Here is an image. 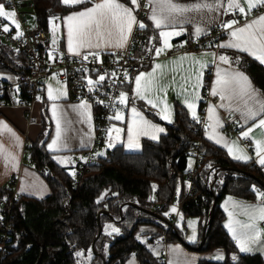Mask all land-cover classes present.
<instances>
[{"label":"trees","instance_id":"1","mask_svg":"<svg viewBox=\"0 0 264 264\" xmlns=\"http://www.w3.org/2000/svg\"><path fill=\"white\" fill-rule=\"evenodd\" d=\"M30 1L36 25L45 31L48 18H61L69 11L91 4L93 0L73 6H66L61 0ZM119 1L124 4L130 2ZM1 3L3 0H0ZM143 30L154 37L157 45L154 30L147 26ZM4 46L0 42V72L26 73L28 65L25 56ZM231 54L232 64L244 71L264 95L262 65L244 53ZM126 88L128 84L123 89ZM148 116L156 120L154 116ZM259 117L264 118V111ZM191 120L180 105L174 104L173 120L164 124L165 132L157 140L142 139L140 151L135 153L124 152L121 145L114 146L97 158L96 165L84 168L72 188L74 177L44 148L51 121L42 105L39 132L35 140L25 143L23 156L35 170L44 169L43 177L50 193L42 199L20 195L16 200L12 209L10 239L0 264H36L38 260L39 264H122L131 255L140 264H158L151 248L159 233H149L151 235L143 242L137 237L138 227L151 225L155 228L161 226V219H164L170 223L164 233V242L169 238L182 239L171 220L166 218L174 198L182 201V214L201 218V229L208 219L213 199H216L204 242L197 251L208 253L221 250L224 258L222 261H211L201 257L196 264H261L260 255L238 252L234 241L222 228L219 202L225 196L253 198V187L264 191L260 184L264 182V177L249 163L231 160L224 149L190 130ZM196 140H199L201 152L200 166L193 176L195 191L187 196L184 170L192 143ZM217 168L221 169L214 176ZM226 168L241 169L250 175ZM10 194L9 188H0V200L9 198ZM107 225L119 231L112 232ZM171 229H174V234L169 237ZM99 230L100 234L91 248ZM77 252L82 255L77 256ZM233 256L237 259L233 260Z\"/></svg>","mask_w":264,"mask_h":264},{"label":"crops","instance_id":"2","mask_svg":"<svg viewBox=\"0 0 264 264\" xmlns=\"http://www.w3.org/2000/svg\"><path fill=\"white\" fill-rule=\"evenodd\" d=\"M98 2H100V0H93L91 4H88L84 7H81V8L72 10V11H69L60 18V31H59L60 33L55 43L57 44V47H56L57 49L59 47L61 49L59 50L62 51L63 53L74 55L68 52L67 27L65 26L63 18L69 16L70 14L74 12H79L88 7H92L93 4L98 3ZM118 2L122 3L119 0ZM176 2L187 6V5L196 3L197 0H176ZM201 2H205V0H201ZM207 2H212V0H207ZM219 2L221 5L220 7L214 8L213 10L204 8L199 11L187 12L183 16L177 17V23L175 24L174 27L167 26V27H164L163 29H156L155 26L153 25V22L149 19L151 12H150V7L148 6L145 10L144 17L141 22H143L150 29L154 30V34L157 39V47H163V39L159 36V32L161 30L180 32V35L171 36L169 38V42L171 44L173 41H184L188 39L189 37L198 36L195 31L197 27L201 28L202 29L201 33H203L207 31L209 28H211L213 25L219 23L221 21L223 12L227 8V0H219ZM124 5L131 7L133 9L135 8V5H132L130 2L129 4H124ZM242 6L245 7V9H247L246 4L242 3ZM232 10H236V9H232ZM133 15H135V10L133 11ZM260 15L262 14H255L253 13V11L251 15H242L243 19L237 25H234V27H240L245 22H250L251 20L259 17ZM135 26L136 25H134L133 28ZM11 28L15 31L14 27H11ZM116 39H118V36L114 35L111 46H101L100 48H84V49H80V52L81 53H84V52L110 53V52L121 51L123 48H125L127 43L123 48H118L115 46ZM230 39H223L220 41V44L227 43ZM47 48L49 47L47 46V42H46L45 49ZM163 52L160 55H157L156 52H154L155 58L150 63L149 67L142 71L135 73L133 77L131 78L130 82L128 83V88L123 89L121 91L127 94L128 104L127 106H125V105L119 104L118 102L117 107L115 108L111 117H113L117 111H120L123 115V119L122 120L111 119L109 128H108V129H110L111 127L119 128L121 129V132L118 135L115 131L112 132L113 135H112L111 143L113 144V146L109 147L108 144L110 141L107 142L106 149H105V152L103 153V156L107 153V151H109L111 148H113L116 145H121L122 150L127 153H135V152L140 151V146L139 148H128L127 147L128 121L132 118V108H135L140 113V115L145 120L149 121L151 124L164 129L163 132L156 133L157 137H159V135L165 132L164 124L171 123L173 120L174 104L180 105L186 111L189 118L193 119L191 112L189 111V109L187 108L185 104V97L191 96V94L193 93V89L191 87L192 84H198V95L200 99L193 101L195 104L196 115L198 116L200 102L202 101L201 90H202L205 74L208 68H210V80H209V85H208L210 94L212 93V90L215 86L217 70H220L221 72L225 70H228V71L235 70V71L242 72L244 75L248 77V75L244 71H242L241 69L236 67L234 64H232L233 57H232L231 52L244 53L250 56L251 58H253L254 60H256L264 68V63H261L258 59L255 58V56L249 55V53L246 51L242 52L236 48H230V47H227V48L219 47L216 51L210 48H205V49H201L197 51H189V52L180 53V54L169 56V57L163 56ZM213 54H215V56ZM184 55H187L189 57L195 56L198 59L202 58V62H204L205 66L201 69L200 66L194 64L191 59H185L181 61L179 58ZM219 55L227 56L229 58L230 63L225 64L221 62L218 59ZM156 65H162L163 67L156 68ZM154 70H155V76L158 78L159 87H163L166 90L159 91V87H158L156 90L152 91L150 94L147 95V99H151L153 101H156L157 103H159L157 99L158 97L159 99L165 100L171 112V122H169L166 119H162L161 115L159 114L162 111L163 104H161L159 107L154 108L151 104L147 102V99H140L139 97L135 95V91H134L136 88L135 77L139 75L140 73H152ZM198 71H202L203 73L200 80L197 81L195 78H193L189 84H185V78L195 77ZM15 75L16 74L14 73L0 72V79L12 81ZM249 81L251 82L250 79ZM142 83H144V81H142ZM251 84L253 88L257 90L258 95L256 96L254 100H249L248 105L252 107L254 110H259L260 103L264 102V95L260 90H258L253 85L252 82ZM49 88H51L54 96H59V99H56V100L49 99V96H48ZM184 88L187 89V92L184 91ZM215 97H216L215 101L205 103L203 114H204V118L206 121V126H205V129L201 137L213 143L214 145L224 149L231 160L239 162V163H250V162H241V160L233 159V157L229 155L228 149L223 146V143L217 144L215 142V139L208 138L209 135L213 134L212 128L208 127V125L215 126L217 119L219 120V123L222 125V127H219V126L215 127V133L219 134L220 136H223L224 139L229 142H232L234 141V139H237V138H233L232 136H229L224 133L223 126L226 121H229L232 125L238 126L240 128V131L246 128L247 126L252 127L254 123V121L252 120H248L247 122H245L244 119L241 118V112L244 110L243 101L237 100V99L221 100L219 94L215 95ZM54 103L58 105L60 109L63 110V112L66 113V116H64V120L71 121L70 124L66 125L67 130L65 132V139L63 141L64 143H66L67 146L61 147L60 150L56 152L50 151L47 147V145L51 143V140L56 134V122L52 117V105ZM79 103L80 102H74V101L69 100L68 92H66L65 87L64 89L61 90L56 86L55 82H49L46 84L43 83L42 88L38 94V99L36 102L33 103L29 115H26L24 112V109L20 106H1L0 107V121H3L4 123H6L8 127H10L13 130V132H15V134L19 137V146H17V142L7 132H3L2 134H0V146H3L4 152L11 153L12 155L15 156V161H14L15 167H13V162L6 160L4 158V155L0 154V188H9L10 190L18 192L21 196H27V197H32L36 199H42L49 195L50 189L44 180L43 174H41L39 170H35L27 160L26 161L24 160V156H23L24 145L26 142L35 140L39 132V129H40L39 117H40L41 107L43 105L45 106L46 113L51 121V129L44 143V148L47 152L52 154V158L54 160H56V158L62 157L61 155L67 156L66 158L71 159V155L73 153L80 151V150H86L90 148L94 141V130H93V119H92L91 108L89 109V112L91 115V120L89 121L87 118V115L82 117L78 115L76 112H74L72 108L70 107L72 105H78ZM210 106L214 107L215 109V116L212 120H209L208 118L209 117L208 108ZM237 108H239L240 111H237L236 110ZM148 114L154 116L156 120H153L152 118H150ZM259 116L256 117L255 123H258L259 119H261ZM37 124L39 125V127H37ZM262 132H264V129L260 127H255L253 128L252 133H250V138L254 140V142L258 141V139L262 136L261 135ZM106 134L108 135V131L106 132ZM142 139H148V140L155 141L151 139V135H140L138 138L139 145ZM103 141L98 146L99 147L98 150H100V147H103ZM238 142L240 143V138L238 139ZM255 146H256V143H255ZM255 156L257 158L256 147H255ZM69 167L73 168V171H74V164L73 163L71 164L70 161H69ZM11 179H14V185L10 187L9 181ZM258 192H261V190H258ZM254 197L242 200V198L225 196L221 199L220 201L221 207L219 205V208L222 213L221 225L224 231L228 234V236L232 240H233L232 234L225 227V224L229 223V214H228L229 211H234V217H233L234 220H240V221L246 220L245 216L239 214V211H240L239 209H234L232 202L233 201L240 202L241 204H244V205H259L257 204L256 201L264 203L261 199L252 200L254 199ZM229 198H231V200H229ZM245 200H250V201H245ZM260 221L261 220L255 221V227L261 233L262 231L264 232V228L260 226ZM238 231H243V229H239L238 227ZM233 241L236 244V241L235 240ZM260 241H264V238L262 239L258 237L256 243L250 245V247L252 248V251H249V252H240L237 244H236V247H237L238 252L240 253L260 255V257L262 258V262H263L264 253H262L258 247L259 246L258 243ZM166 242L167 241H165V243ZM197 242L193 244H188V246H185V247L181 246L180 244L176 242L167 243L166 245H164V247H162V245L160 244L155 251L156 253L159 252V254H164L166 258V262L168 264L169 263L170 264H196L197 261L201 257H204L211 261H222L223 260V259L216 258V255L218 252L221 253L224 258V254L221 250H214L208 253L199 254L197 250L194 249L195 244H197Z\"/></svg>","mask_w":264,"mask_h":264},{"label":"snow or ice","instance_id":"3","mask_svg":"<svg viewBox=\"0 0 264 264\" xmlns=\"http://www.w3.org/2000/svg\"><path fill=\"white\" fill-rule=\"evenodd\" d=\"M61 2L66 6H73L75 4L84 3L85 0H61ZM132 5L139 7V0H130ZM243 4L247 5V9L242 6ZM147 6L150 7L151 15L149 19L153 22V25L156 29H163L167 26H175L177 23V17L183 16L187 12L199 11L201 9L207 8L213 10L214 8L220 7L219 0H212V2H201L197 0L196 3L191 5H182L176 0H147ZM258 6H264V0H227V8L225 13L232 9L238 10L242 15H251L253 9ZM134 9L128 6H125L122 3H119L118 0H100V2L95 3L92 7H88L79 12H74L69 16L63 18L65 26L67 27V48L68 52L74 55H80V49L84 48H100L101 46H111L113 36H118L116 39L115 46L118 48H123L133 31V26L138 25L139 28L143 29L146 25L143 22H139L135 15H133ZM15 12L5 10V5L0 4V18H5L11 20L15 27L19 29V24L15 21ZM53 20L60 19L59 17H53ZM51 23V21H50ZM239 21L232 20L224 22L222 27L224 29L230 30L231 39L227 43L218 45L217 47L221 48H236L239 51H246L249 55L255 56L261 63H264V15L251 20L250 22H245L240 27H234ZM59 25L53 24V33L55 34L56 29ZM115 30V31H114ZM4 32L9 31V27L5 25L3 27ZM196 34L200 35L202 29L197 27ZM17 35H22L18 32ZM180 32L177 31H164L159 32V36L163 39V47L155 48L157 55H160L165 49L171 48L172 45L169 42L171 36H178ZM95 41V42H94ZM53 43H56V40L53 39ZM183 46V45H181ZM88 55H95L98 57L99 53L89 52L84 55V59L88 58ZM215 56V54H213ZM181 61L185 59H191L194 64L199 65L202 69L205 64L202 62V58L198 59L195 56L189 57L187 55L181 56L179 58ZM218 59L228 64L230 63L229 58L225 55H219ZM162 65H156V68H162ZM114 75V73H113ZM203 73L198 71L195 77L185 78V84H189L190 81L195 78L197 81L200 80ZM105 77L103 75L99 76L97 81L88 79L87 83L89 85V91L92 90L93 86L100 81H103ZM144 81V83H142ZM136 88L135 95L140 99H147V95L152 91L156 90L158 85V78L155 76V70L152 73H140L135 77ZM193 93L191 96L185 97V104L193 119H197L194 100L200 99L198 95V84L191 85ZM163 87H159V91H165ZM184 91L187 92V89L184 88ZM227 93V95H226ZM212 95H220L221 100L225 99H237L244 102V110L241 112V118L245 122L248 120L254 121L252 127H248L246 130L241 131V138L248 139L250 138V133H252L253 128L260 127L264 129V118L259 119L258 123H255L256 117L260 115L261 111H264V102L260 103V109L254 110L248 105L249 100H254L258 95L257 90L253 88L249 78L239 71H228L225 70L221 72L217 70L216 73V82L212 90ZM48 96L50 100L59 99V96H54L51 88H49ZM159 103L151 99H147V102L151 104L154 108L159 107L163 104L161 113L162 119H166L171 122V112L167 106L165 100L157 98ZM118 102L121 105L127 106L128 97L125 92H120L118 97ZM223 106V105H221ZM74 112L80 116L87 115L88 120H91V115L89 112L90 106L86 101H81L78 105L70 106ZM240 111L239 108L236 109ZM209 120H212L215 116L214 107L210 106L208 108ZM64 116L66 113L55 103L52 105V117L56 122V134L51 140V143L47 145L50 151L56 152L59 151L61 147H66L64 143L66 125L70 124L71 121H65ZM109 119L122 120L123 115L120 111H117L113 117ZM222 127L219 123V120H216V125H208L212 128V135H209V139H215L217 144L223 143V146L228 149L229 155L233 159L248 160V156L244 153V150L239 147L236 141L229 142L224 139L223 136L215 133V127ZM150 130V131H149ZM109 133V147H112V132L115 131L117 135L121 132L119 128H110L107 130ZM164 129L157 127L156 125L151 124L149 121L145 120L140 113L132 108V118L128 121V130H127V147L128 148H139L138 138L140 135H151V139L156 140L158 137L156 133L163 132ZM7 132L19 146V137L13 132V130L8 127L6 123L0 121V134ZM47 135V133H45ZM264 136V132L261 133ZM256 143V155L258 158V163L264 166V140L255 141ZM0 154L4 155L6 160L13 162V167H15V156L11 153L4 152L3 146H0ZM98 155H103V153H98ZM56 158V157H54ZM58 159L59 163H64V160ZM211 165H209L210 167ZM155 185L153 188L155 189ZM253 191H257L255 188ZM258 199L264 200V193L257 191ZM231 200V198H229ZM234 209H239V214L246 217V220H234V211H229V223L225 224V227L232 234L233 240L236 241L237 246L239 247L240 252H249L252 251L250 247L251 244H255L257 238L260 236V231L255 227L256 220H264V203L261 205H244L240 202L233 201ZM227 210V209H226ZM172 212H176V208L171 209ZM183 217L181 216V220ZM195 221H188V226L193 227ZM243 229V231H238ZM107 228H111L112 232H118L119 229L107 225ZM251 233V234H250ZM190 241H195L196 233L193 227L192 235L188 237ZM77 256H81L82 253L77 252ZM217 259H223L221 253H217ZM233 260H236L237 257L233 256Z\"/></svg>","mask_w":264,"mask_h":264},{"label":"built area","instance_id":"4","mask_svg":"<svg viewBox=\"0 0 264 264\" xmlns=\"http://www.w3.org/2000/svg\"><path fill=\"white\" fill-rule=\"evenodd\" d=\"M6 7L13 9L18 23L21 25L22 35H17L11 29L8 32L3 31L4 21L0 19V40L15 51L21 52L27 59L28 71L26 73H17L12 81L0 79V107L1 106H20L24 109L26 115H29L32 105L38 99V94L49 74H55L57 79L64 82L67 87L68 98L74 102L86 101L91 108L94 130V141L90 148L80 150L71 155L74 164V178L72 188L78 182V178L84 168L89 165H96L98 156H94L98 146L105 138L109 128L115 108L117 107L118 97L124 86L128 84L133 75L149 67L154 60L155 48L157 47L153 36L147 35L143 29L136 25L129 37L127 45L121 51L110 53H99L88 55L85 60L83 57L89 52L80 55L66 54L57 48L45 49L47 38L44 30L36 25L29 29L25 23L30 16V12H19V7H26L32 10L30 0H3ZM139 7H135V16L140 22L147 6V0H139ZM255 14L264 15V6H258L253 10ZM243 19L238 10L223 12L221 21L213 25L209 30L198 36L184 40L173 41L172 47L165 49L163 56L169 57L189 51H197L210 48L216 51L222 39H230V30L224 29V22ZM183 45V46H181ZM97 53V52H96ZM114 73V75H113ZM103 75L105 79L95 84L89 91L88 79L97 81L99 76ZM210 68L207 69L203 86L201 90L202 105L201 112L197 119L191 120L190 130L201 136L206 121L203 109L206 102H213L216 97L209 92ZM225 134L232 137L240 136V128L226 121L223 126ZM200 140V139H199ZM199 140L194 141L193 147L189 152L192 164L184 170L187 180V196H191L195 191L193 176L196 169L200 166ZM240 143L246 149L248 154L252 153L249 148L251 138L244 139L240 137ZM249 166L259 170L264 177V167L257 166L251 161ZM221 168H217L215 174ZM44 174V169L39 170ZM10 187L14 185V179L9 181ZM10 197L0 200V262L5 253V247L10 239L12 230V209L20 198V194L10 190ZM264 193V191L260 192ZM173 199L176 212L168 211L166 218L176 221L182 209V201ZM262 200V199H261ZM264 202V200H262ZM260 226L264 228V220L260 221ZM158 264H168L164 254H159L156 258Z\"/></svg>","mask_w":264,"mask_h":264},{"label":"rangeland","instance_id":"5","mask_svg":"<svg viewBox=\"0 0 264 264\" xmlns=\"http://www.w3.org/2000/svg\"><path fill=\"white\" fill-rule=\"evenodd\" d=\"M1 4H4V3H1ZM5 5V4H4ZM5 10H7V11H14L13 9H10V8H8V7H6L5 6ZM18 11L19 12H27V11H29L30 12V16L28 17V19H27V21H26V23H25V26H27L29 29H31V28H33V27H35L36 26V21H35V17H34V14H33V12L31 13V10L30 9H28L27 10V8L26 7H19L18 8ZM53 17H51V18H48V20H47V24H46V27H45V35H46V38H47V46L49 47V48H56L57 47V44H54L53 43V39H55L56 41H57V38H58V36H59V31H60V19H56V20H53L52 19ZM1 20H3L4 21V26L5 25H7L8 27H9V30H11L12 28L11 27H14L15 28V31H14V33L15 34H17L18 32H20L21 31V25L18 23V19H17V17L15 16V21L19 24V29H17L16 27H15V24H13L12 22H11V20H9V19H5V18H0ZM50 21H51V23H50ZM141 22V21H140ZM53 24H55V25H59V27L56 29V31H55V34L53 33ZM0 42L1 43H3L1 40H0ZM3 45H5L4 47H8L5 43H3ZM49 82H55V84H56V86L59 88V89H64V87H65V89H66V92H67V87H66V85H65V83L64 82H61V81H59L58 79H57V77H56V75L55 74H49L48 76H47V79H46V81L44 82L45 84L46 83H49ZM198 114H199V112H198ZM37 127H39V125L37 124ZM112 128V127H111ZM248 128V126L246 127V128H244L243 130H246ZM242 131V130H241ZM112 135H113V133H112ZM107 136V137H106ZM241 136H239V137H233V138H237V139H234V141H236L237 143H238V145H239V147L240 148H242L243 150H244V153L248 156V160L246 161V162H251V161H253L254 163H256V165L257 166H260V167H263L262 165H260L259 163H258V158H256V156H255V142H254V140H252V142L250 143V145H249V148H251L252 149V153L251 154H248L247 153V151H246V149L242 146V144L240 145V143L238 142V139L240 138ZM259 140H264V136H261L259 139H258V141ZM107 142H109V133H108V135L106 134L105 135V138H104V141H103V147H100V150H98V148H97V150H96V152L94 153V156L96 157V156H98V157H102L103 155H98V153H104L105 152V149H106V144H107ZM62 157H60L59 159L60 160H64L65 162L64 163H59L58 162V159H56L55 161L59 164V165H61V166H63V167H66V169H67V171L69 172V175L70 176H72V177H74V171H73V168H71V167H69V161H70V163L72 164L73 163V161L70 159V158H66L67 156H64V155H61ZM69 160V161H68ZM241 162H245L244 160H241ZM192 164V160H191V158H188V163H187V167H189L190 165ZM185 186V185H184ZM255 187H253L252 189H254ZM256 189V188H255ZM257 190V189H256ZM258 191V190H257ZM257 191H254V194H255V197H254V199H252V200H257L258 199V197H257ZM178 193H179V190H177L176 191V196H178ZM231 197V196H230ZM242 200H244V199H242ZM176 201V200H175ZM245 201H250V200H245ZM257 202V204H259V205H261L262 204V202H258V201H256ZM219 205H220V207H221V203L219 202ZM173 207H175V202L174 201H172V203L170 204V209H169V211H171V209L173 208ZM176 208V207H175ZM172 212V211H171ZM175 213V212H174ZM181 216L183 217V219L181 220ZM160 220V219H159ZM161 221V220H160ZM188 221H195L196 223H195V225L193 226L194 227V229H195V233H196V239H195V241H190L189 239H188V237L189 236H191L192 235V232H193V227H189L188 226ZM200 222H201V218L199 217V216H193V215H184V214H182V213H180L179 214V216H178V218L176 219V221H171V223L175 226V229L177 230V231H179L180 232V234H181V236H182V239H180L179 240V238L177 237V238H175V240H171L170 238L167 240V242L165 243L164 242V233L168 230V228H169V225H167V224H164V223H162L161 222V226H158V227H153V226H151V225H140L138 228V231H139V233H138V235H137V237H138V239L140 240V241H143L144 242V240H145V238H147L148 236H150L151 234H149V233H153V234H158L159 233V235H157V236H155V239H154V242H153V247H152V245H148V246H150V247H152L151 248V253H152V255H153V257L155 256H158V254H159V252L158 253H156V249L158 248V246L161 244L162 245V247H164V245H166L167 243H171V242H176V243H178V244H180L181 246H188V244H193V243H195V242H197V243H199L200 242V231L202 230L201 229V225H200ZM204 224V223H203ZM203 227V226H202ZM142 233H145V234H142ZM172 234H174V229H171V231H170V233H169V237L170 236H172ZM259 238H264V232L262 231L261 233H260V236H259ZM259 249H260V251L262 252V253H264V241H260L259 243ZM236 245V244H235ZM103 247L105 248V244L103 245ZM199 254H202L201 252H199V251H197ZM260 254V253H259ZM264 255V254H263ZM263 257V256H262ZM122 264H140V263H138V261L136 260V258H135V256H133V255H131V256H129ZM170 264V263H169ZM261 264H264V260H263V262L261 263Z\"/></svg>","mask_w":264,"mask_h":264},{"label":"water","instance_id":"6","mask_svg":"<svg viewBox=\"0 0 264 264\" xmlns=\"http://www.w3.org/2000/svg\"><path fill=\"white\" fill-rule=\"evenodd\" d=\"M226 169L235 170V171H237V172H239V173H242V174H245V175H250L249 172L244 171V170H241V169H233V168H226ZM226 169H225V170H226ZM260 184L264 187V182H260ZM215 202H216V199L214 198V199H213V203H212V205H211V207H210V209H209L208 219H207L206 223L203 224V227H202V230H201V238H200V242H199L198 246L194 248V249H196V250H198V249L202 246V244H203V242H204V234H205V230H206L207 224L211 221V218H212V215H213V209H214ZM121 207H122V206H121ZM146 211H147V210H146ZM148 212H149V211H148ZM161 220H162L163 223H165V224H167V225H170V223L167 222L166 220H164V219H161ZM98 221H99V219H98ZM99 234H100V230L98 231V233H97V235L95 236V238L92 240V242H91V248H93V245H94L95 239L97 238V236H98ZM36 264H39V260L36 262Z\"/></svg>","mask_w":264,"mask_h":264}]
</instances>
